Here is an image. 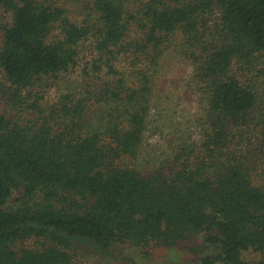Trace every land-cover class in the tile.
Segmentation results:
<instances>
[{
  "label": "trees",
  "instance_id": "obj_1",
  "mask_svg": "<svg viewBox=\"0 0 264 264\" xmlns=\"http://www.w3.org/2000/svg\"><path fill=\"white\" fill-rule=\"evenodd\" d=\"M60 1L0 0V264L197 235L214 252L195 264H264V0H86L79 23ZM177 34L206 125L144 175L131 163ZM85 59L81 98H37ZM29 237L47 243L13 248Z\"/></svg>",
  "mask_w": 264,
  "mask_h": 264
},
{
  "label": "rangeland",
  "instance_id": "obj_2",
  "mask_svg": "<svg viewBox=\"0 0 264 264\" xmlns=\"http://www.w3.org/2000/svg\"><path fill=\"white\" fill-rule=\"evenodd\" d=\"M85 2L86 0L60 1L68 10L71 19L78 23L86 20L88 16L84 13ZM181 48L182 38L177 34L161 61L160 72L156 77L140 153L135 163L130 162L144 175L160 169L167 170L171 166L169 156L174 146L182 139L191 142L199 140L206 125L205 103L200 99L192 81V63L181 53ZM87 62V59L82 60L77 68L60 74L56 80H48L47 86H34L37 98L43 102L49 100L48 104H52L56 100L60 101L63 94L69 93L67 91L81 98L82 85L93 77V73L83 71ZM3 110L0 103V111ZM8 114L12 116L13 112ZM18 194L15 192L13 198ZM46 243L45 239L29 237L13 243V248L18 252L23 248L41 249ZM210 251L212 249L203 244L201 235L171 247L159 243H150L143 247L128 242L117 243L109 255H98L89 248L77 246L72 251L71 264H125L132 260L146 264H195L203 254ZM259 257V253L254 250L243 252V258L250 262L257 261Z\"/></svg>",
  "mask_w": 264,
  "mask_h": 264
}]
</instances>
